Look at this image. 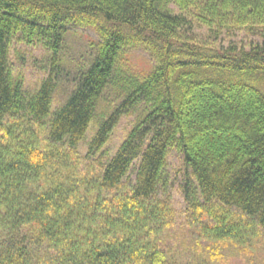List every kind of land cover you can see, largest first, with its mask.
Here are the masks:
<instances>
[{"label":"trees","instance_id":"1","mask_svg":"<svg viewBox=\"0 0 264 264\" xmlns=\"http://www.w3.org/2000/svg\"><path fill=\"white\" fill-rule=\"evenodd\" d=\"M0 264H264V0H0Z\"/></svg>","mask_w":264,"mask_h":264},{"label":"rangeland","instance_id":"2","mask_svg":"<svg viewBox=\"0 0 264 264\" xmlns=\"http://www.w3.org/2000/svg\"><path fill=\"white\" fill-rule=\"evenodd\" d=\"M241 38L238 35V39ZM97 40V35L89 29L73 28L67 33L68 45V59L70 61L79 60V51L84 50L86 45ZM15 50L22 53L23 61L17 60V57L12 54L11 63L14 72L21 71L25 77V88L32 90L35 89L42 78L46 76V72L42 69L44 64V50L41 47H24L22 45H13ZM130 62L133 67L138 71L146 70L150 61L148 52L143 49H135L128 53ZM66 85V84H64ZM61 96H56L53 102V108L60 104ZM104 104H102V107ZM102 109V108H101ZM131 118H123L114 129L109 143L105 146L104 150L108 152V156L112 155L119 143L125 137L128 129L130 128ZM92 124L88 132L87 138L92 134ZM86 150V143L82 142L78 148L80 155H84ZM183 166L180 156L175 150H171L167 158L166 176H167V192L171 196L172 207L179 218V222L183 220L184 205L180 192V186L183 181ZM178 222V223H179Z\"/></svg>","mask_w":264,"mask_h":264}]
</instances>
